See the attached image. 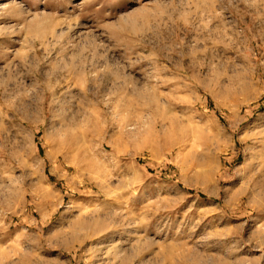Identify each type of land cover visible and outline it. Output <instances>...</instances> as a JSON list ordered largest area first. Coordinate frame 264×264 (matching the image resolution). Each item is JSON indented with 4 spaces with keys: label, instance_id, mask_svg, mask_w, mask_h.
Returning a JSON list of instances; mask_svg holds the SVG:
<instances>
[{
    "label": "rangeland",
    "instance_id": "rangeland-1",
    "mask_svg": "<svg viewBox=\"0 0 264 264\" xmlns=\"http://www.w3.org/2000/svg\"><path fill=\"white\" fill-rule=\"evenodd\" d=\"M263 135L264 0H0V264H264Z\"/></svg>",
    "mask_w": 264,
    "mask_h": 264
},
{
    "label": "bare ground",
    "instance_id": "bare-ground-1",
    "mask_svg": "<svg viewBox=\"0 0 264 264\" xmlns=\"http://www.w3.org/2000/svg\"><path fill=\"white\" fill-rule=\"evenodd\" d=\"M248 90V89H247ZM264 136V135H263ZM248 138V137H247ZM252 138H254L255 139V137L254 136H252L251 137V139ZM256 138H258V137H256ZM245 139V138H244ZM249 139V138H248ZM250 140V139H249ZM262 140H264V139H262ZM262 140L260 139V140H257L258 142H259V144H262V143H264V142H262ZM229 141V140H228ZM254 142V141H253ZM258 146H260V145H258ZM261 149V148H260ZM262 154V153H261ZM264 155V154H263ZM261 160V159H260ZM262 161V160H261ZM251 174V173H250ZM249 176V175H248ZM264 179V159H263V162L260 164V167L258 168V170L256 171L255 170V173H253L252 175H250L248 178H247V182L249 183V184H254V183H257V182H259L260 180H263ZM246 183V182H245ZM261 184V183H260ZM264 185V184H263ZM252 186V185H251ZM254 186V185H253ZM252 186V187H253ZM251 187V188H252ZM258 187L260 188V186L258 185ZM262 187V186H261ZM251 188H250V190H251ZM264 188V187H263ZM262 190V189H261ZM247 191V190H246ZM247 192H250L249 190L247 191ZM242 194V193H241ZM244 194H245V192H244ZM244 194H242V195H244Z\"/></svg>",
    "mask_w": 264,
    "mask_h": 264
}]
</instances>
